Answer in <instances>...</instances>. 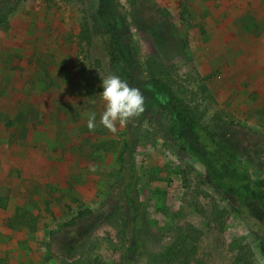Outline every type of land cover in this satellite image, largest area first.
Returning <instances> with one entry per match:
<instances>
[{
    "label": "rangeland",
    "instance_id": "obj_1",
    "mask_svg": "<svg viewBox=\"0 0 264 264\" xmlns=\"http://www.w3.org/2000/svg\"><path fill=\"white\" fill-rule=\"evenodd\" d=\"M17 3L0 30V264H231L240 246L264 264V203L241 205L229 182L264 181V0H0V10ZM86 22L92 47L79 38ZM112 73L146 98L116 133L99 123ZM158 77L171 95L149 83ZM178 100L235 161L206 158Z\"/></svg>",
    "mask_w": 264,
    "mask_h": 264
},
{
    "label": "trees",
    "instance_id": "obj_2",
    "mask_svg": "<svg viewBox=\"0 0 264 264\" xmlns=\"http://www.w3.org/2000/svg\"><path fill=\"white\" fill-rule=\"evenodd\" d=\"M18 7V3L16 5H8V7L3 8L2 10H0V30L1 29H7L8 27V20H9V16L16 10V8ZM79 38L81 39V41H86L88 45H90L92 47V45L94 44V35L92 32V29L89 25L88 22L85 23ZM111 49H112V56H113V60H118L119 64L123 66V60L117 55V53L115 52V45L114 43L111 45ZM124 72L126 74V76L131 79V74L124 69ZM131 83L133 85H135V87L140 88V85L137 84L135 81L130 80ZM150 84H157V85H161L164 92L168 95H171V87H169L165 82H163L161 80V77L158 78H153L151 79V81L149 82ZM174 112L176 114L177 119L180 121V123L182 125H189L191 131L193 132V134L195 135L196 140L201 144L202 148L204 149V151H206L207 155L206 158L207 159H213L214 160V152L218 153L220 152L225 160L227 159V161L233 162L236 159H234V157H232L226 150L221 149L218 145H214V140L210 139L207 140L206 139V132L202 129L199 128V125L197 124V122L195 121V119L191 118L190 116H188L187 113V107L182 105L181 101H177V104L174 107ZM142 116V114L140 115ZM206 139V140H205ZM128 171H129V180L127 181L124 191H123V196L125 198H127L128 200L131 199V190L132 188L136 185L137 181H138V176H137V169H136V163L132 157V149L129 148L128 149ZM244 175L245 173L243 172H239V173H232V177L234 178V181H229L230 184L233 187V191L235 192L236 196L239 197V200L241 202V205H246V197H249L251 199H257L259 198L261 200V202L264 203V181L261 182H250L248 183L246 179H244ZM90 211H84L81 212L79 214V216L81 218H83L84 216H86L87 214H89ZM128 257H126L125 259V263L126 264H131V262L128 260L129 259V255H127ZM170 256H168V261H165L164 264H176V262L173 261H169ZM231 264H255L253 261V254L251 252V249L244 247V246H240L237 250V254L234 256L233 261L231 262Z\"/></svg>",
    "mask_w": 264,
    "mask_h": 264
},
{
    "label": "clouds",
    "instance_id": "obj_3",
    "mask_svg": "<svg viewBox=\"0 0 264 264\" xmlns=\"http://www.w3.org/2000/svg\"><path fill=\"white\" fill-rule=\"evenodd\" d=\"M100 92L104 110L100 114L99 123L110 133H116L118 127L126 126L145 111V96L138 87H132L117 74L101 77ZM86 125L94 132L97 123L96 112L86 114ZM95 170L94 168L92 169Z\"/></svg>",
    "mask_w": 264,
    "mask_h": 264
}]
</instances>
